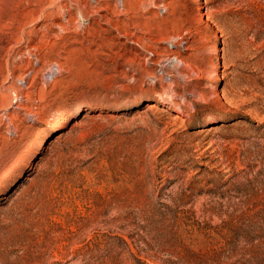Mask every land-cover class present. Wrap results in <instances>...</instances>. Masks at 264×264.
<instances>
[{
  "label": "rangeland",
  "instance_id": "rangeland-1",
  "mask_svg": "<svg viewBox=\"0 0 264 264\" xmlns=\"http://www.w3.org/2000/svg\"><path fill=\"white\" fill-rule=\"evenodd\" d=\"M117 2L0 0V264H264V0Z\"/></svg>",
  "mask_w": 264,
  "mask_h": 264
},
{
  "label": "bare ground",
  "instance_id": "bare-ground-1",
  "mask_svg": "<svg viewBox=\"0 0 264 264\" xmlns=\"http://www.w3.org/2000/svg\"><path fill=\"white\" fill-rule=\"evenodd\" d=\"M58 1V0H57ZM68 1H70V0H68ZM117 1V0H116ZM56 2V1H55ZM85 2V1H84ZM123 2V1H122ZM57 3V2H56ZM118 4H119V0H118V2H117ZM74 4V3H73ZM78 5V4H77ZM114 5V4H113ZM117 5V4H116ZM122 6L124 5V4H121ZM64 6V5H63ZM119 6V5H118ZM60 7V6H59ZM77 7V6H76ZM112 7V6H111ZM115 8H116V6H115ZM85 9V8H84ZM116 9H118V8H116ZM60 10V9H59ZM120 10V9H119ZM84 13V12H83ZM75 14H76V12H75ZM70 16V15H69ZM112 22V21H111ZM109 23V22H108ZM84 24V23H83ZM89 25V24H88ZM82 29V28H81ZM152 53H154V52H152ZM154 54H156V52L154 53ZM158 56H160V55H158ZM161 59V58H160ZM163 60H165L166 62H168L169 61V59L168 58H166V59H163ZM159 61V62H158ZM157 62H158V65H160V66H158V67H160V69H162V67L161 66H163V65H165V63L166 62H161L160 60H158ZM215 62H213V64H214ZM217 75H218V72H217V70L215 69V70H213V72H212V74H211V78H212V83H211V89H214V87H215V85H216V77H217ZM17 106H18V104H17ZM175 117H178V115L177 114H175ZM177 119V118H176Z\"/></svg>",
  "mask_w": 264,
  "mask_h": 264
}]
</instances>
